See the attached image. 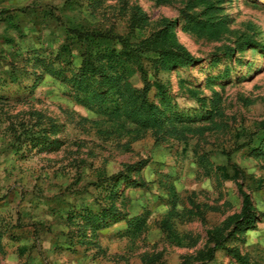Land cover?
<instances>
[{
    "label": "rangeland",
    "instance_id": "obj_1",
    "mask_svg": "<svg viewBox=\"0 0 264 264\" xmlns=\"http://www.w3.org/2000/svg\"><path fill=\"white\" fill-rule=\"evenodd\" d=\"M0 264H264V0H0Z\"/></svg>",
    "mask_w": 264,
    "mask_h": 264
},
{
    "label": "trees",
    "instance_id": "obj_2",
    "mask_svg": "<svg viewBox=\"0 0 264 264\" xmlns=\"http://www.w3.org/2000/svg\"><path fill=\"white\" fill-rule=\"evenodd\" d=\"M166 55V54H165ZM165 60H172L174 62V67H186L190 64V62L192 61V58H190L189 53L187 52V50L183 47V46H178V49L176 51L170 50L168 56H164ZM174 59V60H173ZM121 70L124 71V68L121 67ZM121 70H117L116 73L114 72H110L108 73L107 71H104L102 76H106L107 74V81L109 84L112 85L113 90L117 89L118 91H121L122 89V79L123 77H121L120 74ZM127 69H125L124 74L132 76V74H134V71L131 72H126ZM128 76V77H129ZM128 88H130V85H127ZM125 110H127V107H125ZM118 212H115L113 209V212H111L107 215L109 217H107V220L110 219L111 217L117 215ZM257 213L255 212L252 204L250 203L249 199H247L244 203V208L243 211L241 213V215H239L238 217H236L238 219V221H240L239 226L240 227H244L246 226V228H250L254 223H255V219L257 218ZM136 223L134 221H130V225L134 226ZM212 257V255L210 256ZM211 260V258H209ZM240 260H243L240 257Z\"/></svg>",
    "mask_w": 264,
    "mask_h": 264
}]
</instances>
